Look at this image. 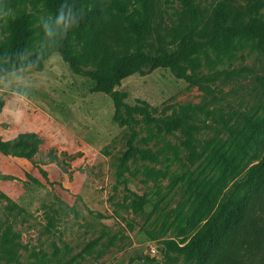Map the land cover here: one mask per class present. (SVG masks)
<instances>
[{
	"label": "rangeland",
	"instance_id": "1",
	"mask_svg": "<svg viewBox=\"0 0 264 264\" xmlns=\"http://www.w3.org/2000/svg\"><path fill=\"white\" fill-rule=\"evenodd\" d=\"M98 1L67 0L78 10L79 25L67 38L58 35L51 41L80 58L84 71L98 67L87 59L88 50L179 53L193 29L213 37V25L220 20L237 29L253 16L258 26L237 36L234 49L219 40L175 57L179 69L192 76L244 68L251 73L206 86L180 80L171 69L137 62L135 73L115 86L117 96L97 92L96 83L75 75L62 56L48 60L43 71L14 72L23 81L13 73L2 77L3 132L20 131L14 117L18 110L31 116L45 112L54 118L53 134L75 118L80 124L72 125L76 135L95 141L92 154L87 150L76 156L66 154L60 142L41 141L35 155L47 169L48 183L40 170L38 175L52 194L35 211L0 189V264H195L167 244L190 240L226 189L263 157L264 5L255 10L257 0H106L105 6ZM3 2L14 17L0 22V69L26 49L28 58L50 49L39 19L55 13L65 0ZM103 12L111 13L112 20L95 30L94 19ZM16 92L24 93L27 103ZM133 130L139 154L120 182L117 171ZM9 192L17 194L12 186ZM258 227L262 233L240 242V254L231 264H264V221Z\"/></svg>",
	"mask_w": 264,
	"mask_h": 264
},
{
	"label": "trees",
	"instance_id": "2",
	"mask_svg": "<svg viewBox=\"0 0 264 264\" xmlns=\"http://www.w3.org/2000/svg\"><path fill=\"white\" fill-rule=\"evenodd\" d=\"M100 6L107 4L106 0H99ZM264 5V0L256 1V8ZM111 13L103 12L94 19L93 27L105 29L112 20ZM258 26L256 18L252 16L251 21L244 27L234 28L228 26L225 20H220L213 25V37H201L198 31L193 29L181 44L180 52L152 56L142 52L128 55H121L117 52H106L99 54L88 50L87 59L98 62V67L92 71H84L81 68L83 62L80 58L67 51L58 42H51L50 49L38 53L25 61L19 57L0 69V79L6 75L17 72L24 64L31 63L35 71H43L46 62L52 52H59L64 61L69 65L75 75L89 78L96 83L97 92H104L117 96L115 86H118L124 79L134 74V64L137 62L147 63L151 68L161 67L171 69L175 76L187 83L204 84L206 86L215 85L223 78H243L244 74H250L249 69H241L223 74H212L207 76H192L185 74L176 64L175 57H181L188 53H196L202 49L215 45L219 40H223L225 45L234 49L236 37L253 32ZM260 26V24H259ZM120 104L115 100V120L119 119ZM126 122V121H125ZM128 125L129 123L126 122ZM137 132L132 131V136L127 143V150L120 161L117 176L121 182L129 168V163L134 160L139 149L136 146ZM41 139L36 134L20 135L16 139L8 142L0 140V152L4 155L16 154L28 159H32L41 143ZM48 183L47 173L41 171ZM34 184H41L39 180L31 177ZM261 215V216H259ZM264 221V154L263 157L252 164L245 174L235 180L223 193L219 203L208 220L199 231L186 243L182 245L167 244V248L177 254L184 256L195 264H231L234 263L240 254L239 244L250 242L253 237L262 233V228L258 227L259 222ZM243 240V241H242ZM259 246V244H258Z\"/></svg>",
	"mask_w": 264,
	"mask_h": 264
},
{
	"label": "crops",
	"instance_id": "3",
	"mask_svg": "<svg viewBox=\"0 0 264 264\" xmlns=\"http://www.w3.org/2000/svg\"><path fill=\"white\" fill-rule=\"evenodd\" d=\"M19 105H22V103ZM73 116L77 117L76 115H70L69 117L73 118ZM14 117L18 119L17 122L21 127L20 131L16 133V129L13 128L10 132H3V128H0V140L2 142L12 141L20 135L36 134L43 143L48 140L50 144L60 142L61 149L68 155L76 156L87 150H90L92 154L93 141L95 140H92V137L90 141L83 140L81 132H79L78 136L76 135L75 128L72 125L74 123L80 124L77 121H73L76 120L75 118L72 120L66 119V123H61L59 128L57 127L59 131L53 134L51 132L52 123L50 120L54 121V118L50 113L47 115V113L43 112L40 115L31 116L28 111L21 112L18 110ZM60 117L63 118L61 115ZM4 118L5 116L3 115L2 119H0L1 123ZM53 129H56V127ZM39 170L40 172L42 170L47 172L44 165L37 162L36 155L32 159H28L16 154L4 155L0 152V189L8 198L14 200V202H17L28 211L33 212L37 209L40 201H43L45 198L46 200L50 199L52 194L51 186L47 185L45 180L39 179ZM31 177L39 180L41 184L31 182ZM10 186L13 187V191L17 194L12 195L9 192Z\"/></svg>",
	"mask_w": 264,
	"mask_h": 264
},
{
	"label": "clouds",
	"instance_id": "4",
	"mask_svg": "<svg viewBox=\"0 0 264 264\" xmlns=\"http://www.w3.org/2000/svg\"><path fill=\"white\" fill-rule=\"evenodd\" d=\"M14 17L13 10L0 0V22L8 23L10 18ZM80 22V17L78 10L73 3H68L67 0L61 3L55 13H49L39 19V29L42 32V37L45 41H52V38L56 36H61L67 38L69 33L78 27ZM43 52V49L41 50ZM27 49L19 54L21 61L27 60ZM61 59V54L59 52H52L49 56V60H59ZM32 64H24L18 70L19 73L31 69ZM16 76L17 81H23V76L13 73ZM15 96L17 99L27 103V96L24 93L16 92Z\"/></svg>",
	"mask_w": 264,
	"mask_h": 264
},
{
	"label": "built area",
	"instance_id": "5",
	"mask_svg": "<svg viewBox=\"0 0 264 264\" xmlns=\"http://www.w3.org/2000/svg\"><path fill=\"white\" fill-rule=\"evenodd\" d=\"M154 253H155V251H154Z\"/></svg>",
	"mask_w": 264,
	"mask_h": 264
}]
</instances>
